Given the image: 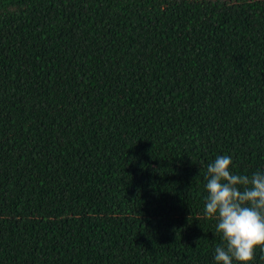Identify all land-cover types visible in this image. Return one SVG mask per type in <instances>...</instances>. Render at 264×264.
I'll list each match as a JSON object with an SVG mask.
<instances>
[{"label":"trees","instance_id":"obj_1","mask_svg":"<svg viewBox=\"0 0 264 264\" xmlns=\"http://www.w3.org/2000/svg\"><path fill=\"white\" fill-rule=\"evenodd\" d=\"M223 155L264 172V0H0V264H215Z\"/></svg>","mask_w":264,"mask_h":264},{"label":"clouds","instance_id":"obj_2","mask_svg":"<svg viewBox=\"0 0 264 264\" xmlns=\"http://www.w3.org/2000/svg\"><path fill=\"white\" fill-rule=\"evenodd\" d=\"M229 155L207 166L204 215L215 219L223 243L214 251L215 264H251L255 250H264V172L232 171Z\"/></svg>","mask_w":264,"mask_h":264}]
</instances>
